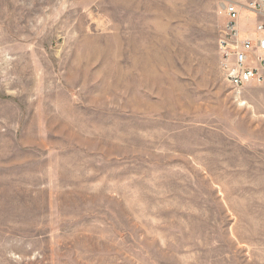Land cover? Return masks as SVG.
Here are the masks:
<instances>
[{
  "label": "rangeland",
  "instance_id": "rangeland-1",
  "mask_svg": "<svg viewBox=\"0 0 264 264\" xmlns=\"http://www.w3.org/2000/svg\"><path fill=\"white\" fill-rule=\"evenodd\" d=\"M225 1L0 0V264H264Z\"/></svg>",
  "mask_w": 264,
  "mask_h": 264
},
{
  "label": "built area",
  "instance_id": "built-area-1",
  "mask_svg": "<svg viewBox=\"0 0 264 264\" xmlns=\"http://www.w3.org/2000/svg\"><path fill=\"white\" fill-rule=\"evenodd\" d=\"M219 36L220 66L234 87L264 83V0H227Z\"/></svg>",
  "mask_w": 264,
  "mask_h": 264
}]
</instances>
